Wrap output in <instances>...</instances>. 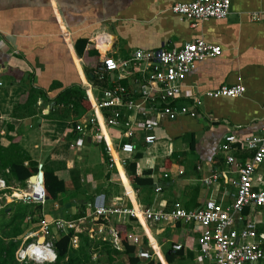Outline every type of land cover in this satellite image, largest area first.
Returning <instances> with one entry per match:
<instances>
[{
  "label": "crops",
  "instance_id": "0c3cea01",
  "mask_svg": "<svg viewBox=\"0 0 264 264\" xmlns=\"http://www.w3.org/2000/svg\"><path fill=\"white\" fill-rule=\"evenodd\" d=\"M190 1L0 0V143L7 146L6 136H19V146L38 167L46 160L60 163L56 175L66 187L56 201H45L43 219L67 220L82 206L88 214L86 203L98 195L107 204L168 208L176 202L184 210L210 197L231 201L236 174L219 147L225 135L243 138L264 127V19L253 20L264 14V0H230L223 20L187 21L171 12L175 3ZM195 40L221 48L219 56L196 62L182 81L176 104L198 115L159 122L152 145L144 144V132L136 131L128 139L135 146L132 160L121 173L108 170L105 143L74 130L90 114L79 101L90 104V97H100V90L116 81L117 73L96 80L102 60L129 61L136 50L179 49ZM136 77L119 83L138 90ZM237 84L245 88L241 97L205 96ZM33 90L39 96L35 104H26ZM192 97L201 105L195 107ZM110 134L117 142L119 130ZM232 155L243 162L251 154L236 150ZM257 173L264 175V163ZM212 175L218 183L204 185L202 179ZM156 187L161 191L155 192ZM245 215L264 233V209H247ZM123 224L138 239V252L143 247L160 264H209L197 252L198 234L191 225L133 218ZM175 244L182 250L174 251Z\"/></svg>",
  "mask_w": 264,
  "mask_h": 264
},
{
  "label": "built area",
  "instance_id": "2783aa9c",
  "mask_svg": "<svg viewBox=\"0 0 264 264\" xmlns=\"http://www.w3.org/2000/svg\"><path fill=\"white\" fill-rule=\"evenodd\" d=\"M230 0H192L175 3L171 12L181 20L205 21L223 20L229 14ZM264 14L254 15L253 20L261 21ZM221 54L219 46L208 44L202 40L187 42L179 49H157L152 51L136 50L131 60L115 61L106 57L94 72L98 81H104L107 75L117 73L116 81L104 88L100 97H90V114L81 119L74 127L79 136L89 135L97 142H104L108 170L121 173L132 160L135 146L128 141L136 131L144 132L143 142L152 145L156 141L154 129L159 122L173 121L181 116L195 118L198 114L176 101L182 96V81L194 69L195 63L214 58ZM134 62L137 66H131ZM133 68V70H129ZM136 74L133 83L139 85L138 90H131L119 83L126 76ZM1 85V83H0ZM245 88L240 85H222L216 90L205 94L206 97L217 99L241 97ZM193 105L198 107L201 100L192 97ZM127 113L125 115L124 113ZM119 130V139L114 142L110 132ZM224 154L225 163L234 169L236 178L231 181L234 196L224 204L210 197L193 210H184L178 203L170 207H128L116 202L106 203L102 195L94 197L86 203L87 216L78 220L43 219L36 225L38 231L27 232L15 252L17 263L54 264L56 253L54 240L59 233L73 230L71 246L77 247V234L83 233L77 222L100 219L94 228L85 232L91 239L95 236L101 241L110 243L120 249V240L114 229L112 219L117 221L140 217L147 222L175 223L181 222L193 226L196 232V247L199 256L209 264H264V233H259L255 220L245 215L247 209H264V175H258L259 167L264 163V127L256 135L238 138L233 134L223 137L219 147ZM247 151L251 155L243 162L235 159L233 151ZM179 174H182L179 171ZM166 177V175H164ZM122 182V177H121ZM123 183V182H122ZM202 183L212 186L218 183V177L212 175L203 178ZM38 182L26 181V192L21 189L12 190L0 176V208L1 202H22L24 204L45 203L44 186L39 188L37 198L28 192L34 191ZM16 192L21 195L15 196ZM161 191L160 187L155 192ZM17 199V200H16ZM9 200V201H8ZM260 215V212L257 213ZM94 225V224H93ZM40 234L43 241L28 239ZM138 243V239H133ZM174 251L182 250L180 244L172 246ZM141 259H152L147 251H139Z\"/></svg>",
  "mask_w": 264,
  "mask_h": 264
},
{
  "label": "trees",
  "instance_id": "16d2710c",
  "mask_svg": "<svg viewBox=\"0 0 264 264\" xmlns=\"http://www.w3.org/2000/svg\"><path fill=\"white\" fill-rule=\"evenodd\" d=\"M103 46L100 47L102 49ZM99 49V50H100ZM39 93L36 90L28 93L26 104H35ZM61 96V100L63 99ZM60 100V101H61ZM83 109H90V104L84 105L79 101ZM8 145L0 143V176L5 180L7 186L11 183L26 186V181L37 174L38 163L33 161L29 155L19 146L20 137L6 136ZM27 163V165H24ZM56 161L46 160L41 170L44 173V194L47 201H56L61 193L66 192L65 183L60 179L56 172L61 166ZM133 182H139V179L131 175ZM74 215L71 220H78L85 217V209ZM62 208V211H65ZM246 213V211H245ZM43 220V205L39 203L24 204L22 202H12L0 208V264H24L15 261V252L22 242V238L29 230V226L37 224ZM114 229L117 232L123 250L114 248L110 243L91 239L86 232L77 234L78 244L76 248L71 246V238L74 235L73 230L66 233L60 232L54 240V251L56 253V262L54 264H124L123 257L128 264H160L153 259H141L138 257V248L133 239L128 225L115 224ZM33 239H28L30 242ZM145 247V246H144ZM102 249V250H101ZM101 251L98 259L92 261L91 256ZM140 251H144L142 247ZM34 264V263H26Z\"/></svg>",
  "mask_w": 264,
  "mask_h": 264
},
{
  "label": "rangeland",
  "instance_id": "374dc122",
  "mask_svg": "<svg viewBox=\"0 0 264 264\" xmlns=\"http://www.w3.org/2000/svg\"><path fill=\"white\" fill-rule=\"evenodd\" d=\"M11 187H12V190H16L17 188L18 189H21L23 192H26V191H24V190H26V186H20V185H17V184H14V183H11ZM14 192H16V191H14ZM18 195H21L20 194V192H18ZM17 200V199H16ZM9 201V200H8ZM6 203H8V202H5L4 200H2V202H1V205H2V207H4L5 205H6ZM10 204V203H9ZM47 207H49V203H47ZM80 210H82V208L80 207ZM79 210V211H80ZM78 211V212H79ZM77 212V213H78ZM87 212L85 211L84 212V214L87 216V214H86ZM74 217V215H66V219L67 220H71L72 218ZM123 221L124 220H121V222L122 223H119V224H122V225H125V224H123ZM101 222V220L100 219H96V220H93V221H90V218H87L85 221H81V222H77V227L80 229V230H82L83 232H85V230L87 229H92V227H93V224H95V223H97V224H99ZM118 224V223H117ZM115 225V224H114ZM29 230L27 231V232H34V233H36L37 231H38V226L36 225V224H33V225H30L29 226V228H28ZM133 234V233H132ZM134 236V235H133ZM35 238H33V240L34 239H36V240H39L40 241V238H41V236H40V234H38V235H35L34 236ZM95 239L96 240H99V238H97V236H95ZM102 250V249H101ZM101 254V251L99 250L98 252H96V253H94L92 256H91V259H92V261H96L97 259H98V257H100L99 255ZM123 261H124V264H128L127 262H126V258L125 257H123Z\"/></svg>",
  "mask_w": 264,
  "mask_h": 264
},
{
  "label": "water",
  "instance_id": "95a60500",
  "mask_svg": "<svg viewBox=\"0 0 264 264\" xmlns=\"http://www.w3.org/2000/svg\"><path fill=\"white\" fill-rule=\"evenodd\" d=\"M41 165H39V167H38V172H37V174L36 175H34V176H31L30 178H29V181L30 182H38L39 183V185L41 186V187H43L44 186V173H43V171L41 170ZM44 188V187H43ZM45 200L47 201V198L45 197ZM69 205H67V207H68Z\"/></svg>",
  "mask_w": 264,
  "mask_h": 264
},
{
  "label": "bare ground",
  "instance_id": "6f19581e",
  "mask_svg": "<svg viewBox=\"0 0 264 264\" xmlns=\"http://www.w3.org/2000/svg\"><path fill=\"white\" fill-rule=\"evenodd\" d=\"M32 183L35 184V182H32ZM34 187H35L34 191L33 192H28V194H30V196L33 197V198H37L40 186L34 185ZM14 193H15V196H18V192H14ZM135 208H137V207H135ZM140 219H142V218L140 217ZM42 241H43V238H40V242H42Z\"/></svg>",
  "mask_w": 264,
  "mask_h": 264
}]
</instances>
